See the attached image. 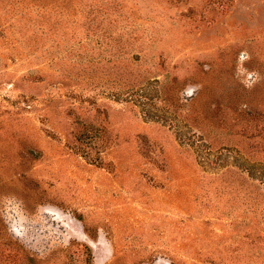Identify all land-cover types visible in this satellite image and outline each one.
Listing matches in <instances>:
<instances>
[{
	"label": "rangeland",
	"instance_id": "374dc122",
	"mask_svg": "<svg viewBox=\"0 0 264 264\" xmlns=\"http://www.w3.org/2000/svg\"><path fill=\"white\" fill-rule=\"evenodd\" d=\"M0 264H264V0H0Z\"/></svg>",
	"mask_w": 264,
	"mask_h": 264
}]
</instances>
